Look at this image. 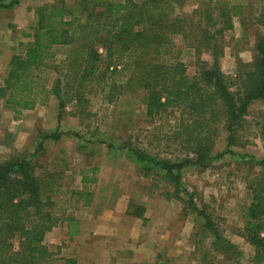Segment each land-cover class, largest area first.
<instances>
[{"label": "rangeland", "instance_id": "374dc122", "mask_svg": "<svg viewBox=\"0 0 264 264\" xmlns=\"http://www.w3.org/2000/svg\"><path fill=\"white\" fill-rule=\"evenodd\" d=\"M79 1L21 0L11 9L0 10V89L11 57L23 55L31 42L39 12L57 5L70 19ZM202 1L207 0H179L175 13L189 17ZM212 1L240 7L231 30L223 36L218 60L230 80L251 62L256 36L264 32L260 26L264 0ZM174 46L169 54L172 60L194 75L193 49L180 37ZM81 48L80 40L55 47L53 59L35 80L38 86L51 91L58 80L61 93L65 92V74ZM98 52L100 69L81 84L79 104L72 98L75 84L63 97V108L50 94L47 100L38 96L32 108L20 109L6 104L7 92L0 91V161L30 160L51 199L52 213L59 218L43 240L52 254L46 264H264V255L257 259L255 247L245 236L243 221L251 189L264 184V168L256 164L264 158V143L256 127L264 104L248 105L233 145H227L223 122L217 124L209 157L201 166L181 169L177 192L164 172L152 165L147 171L129 151L175 163L186 155L193 158L173 138L180 126L179 113L167 110L147 117L145 93L128 82L127 72L105 71L108 59L102 48ZM201 59L209 60L204 54ZM51 133L55 139L42 138ZM90 167L97 168V181L83 186L81 170ZM191 204L210 220L217 238L204 228V219ZM134 207L142 209V218L128 215ZM258 236L264 239V229Z\"/></svg>", "mask_w": 264, "mask_h": 264}, {"label": "trees", "instance_id": "16d2710c", "mask_svg": "<svg viewBox=\"0 0 264 264\" xmlns=\"http://www.w3.org/2000/svg\"><path fill=\"white\" fill-rule=\"evenodd\" d=\"M20 1L0 0V10L11 9ZM179 6V0H143L140 3L133 0H80L70 14L71 20L57 5L41 10L24 54L10 59L4 88L0 89L7 92L6 104L30 109L38 96L47 100L52 94L63 108V97L67 91L74 90V84L77 88L72 98L79 104L83 99L81 84L100 69L98 50L102 48L108 59L105 71L111 68L110 74L127 72L128 82L132 81L145 93L147 117L159 116L167 110L179 113L180 126L173 138L180 140L181 149L193 158L186 155L175 163L154 159L139 150L129 151L147 171L152 165L164 172V177L178 192L181 169L201 166L209 157L217 124L223 122V129L228 134L227 145H233L248 105L253 101L264 104V32L256 36L251 62L228 80L221 72L218 60L223 53V36L231 30V20L238 15L240 7L207 0L202 1L189 17H183L175 13ZM261 15L260 26L264 27V13ZM179 37L196 55L194 75L187 74L184 64L172 60L169 55ZM79 40L84 50L75 51L70 61L63 84L66 91L61 93L58 80L51 91L38 86L35 80L46 70L47 61L53 59V49L70 46ZM203 54L209 60H202ZM82 65L85 66L83 70ZM74 66H77L76 70ZM256 127L264 143V111ZM55 136L51 133L42 138L55 139ZM256 164L264 168V158ZM81 171L83 186L96 183L97 168ZM262 175L263 181L264 173ZM39 178L26 158L10 157L0 161V264H46L50 260L52 254L43 240L45 234L58 224L59 218L53 215L51 199L42 190ZM251 193V203L243 214L244 231L259 259L264 255V239L258 236L264 229V184L252 188ZM191 206L204 219V228L211 230L217 238L210 220ZM128 215L140 219L143 211L134 207Z\"/></svg>", "mask_w": 264, "mask_h": 264}, {"label": "crops", "instance_id": "0c3cea01", "mask_svg": "<svg viewBox=\"0 0 264 264\" xmlns=\"http://www.w3.org/2000/svg\"><path fill=\"white\" fill-rule=\"evenodd\" d=\"M75 221V220H74ZM67 232V231H66ZM77 234H79V232L78 233H76L75 235H77Z\"/></svg>", "mask_w": 264, "mask_h": 264}]
</instances>
